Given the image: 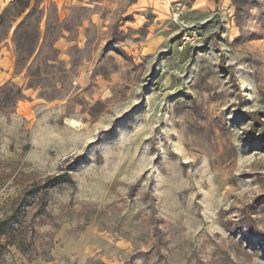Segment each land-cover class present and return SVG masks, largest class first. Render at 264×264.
Segmentation results:
<instances>
[{
  "label": "rangeland",
  "instance_id": "1",
  "mask_svg": "<svg viewBox=\"0 0 264 264\" xmlns=\"http://www.w3.org/2000/svg\"><path fill=\"white\" fill-rule=\"evenodd\" d=\"M11 1L0 264H264V0Z\"/></svg>",
  "mask_w": 264,
  "mask_h": 264
},
{
  "label": "trees",
  "instance_id": "2",
  "mask_svg": "<svg viewBox=\"0 0 264 264\" xmlns=\"http://www.w3.org/2000/svg\"><path fill=\"white\" fill-rule=\"evenodd\" d=\"M216 3V0H214ZM11 8L15 7V15L14 17H19L25 10H27L30 6V0H12L11 1ZM18 8V9H17ZM5 10L4 12H6ZM32 11V10H31ZM29 11L25 18L17 25V34H16V42H17V49L20 51L24 46L27 47L28 52L30 54H33L38 42L40 41V33H39V24H40V18L35 19V25L32 30H27L28 29V24H25V22L32 17V13L34 10L31 12ZM1 21L4 19V14L1 15L0 17ZM23 30L22 33H18V31ZM46 36V35H45ZM25 37V41H20L21 38L23 39Z\"/></svg>",
  "mask_w": 264,
  "mask_h": 264
}]
</instances>
